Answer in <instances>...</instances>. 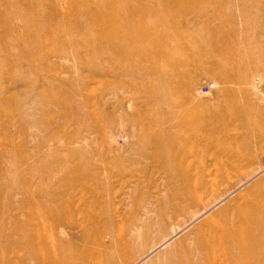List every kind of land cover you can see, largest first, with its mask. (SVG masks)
<instances>
[{
    "label": "rangeland",
    "instance_id": "obj_1",
    "mask_svg": "<svg viewBox=\"0 0 264 264\" xmlns=\"http://www.w3.org/2000/svg\"><path fill=\"white\" fill-rule=\"evenodd\" d=\"M26 1L0 0V264L94 261L112 240L117 264H171L264 207V0H111L142 9L146 57L89 43L91 0ZM227 108L252 116L225 132Z\"/></svg>",
    "mask_w": 264,
    "mask_h": 264
},
{
    "label": "bare ground",
    "instance_id": "obj_2",
    "mask_svg": "<svg viewBox=\"0 0 264 264\" xmlns=\"http://www.w3.org/2000/svg\"><path fill=\"white\" fill-rule=\"evenodd\" d=\"M22 1H24L27 4L26 0H22ZM178 1H182V0H178ZM90 3L91 4H83L79 7L80 12H82L84 15L92 16L91 19H88V21L86 22L87 23L86 26L84 25L85 27L83 28L85 29L96 28V29H99L101 33L100 35H97V37L92 38L91 41H89V43H92L93 45H99V46H101V44L104 43V45L107 46V50H108L109 46L111 47L112 44H114L115 40L120 39V40H124L126 44L125 46L121 47L122 51L127 53L129 50L136 48L138 56L146 57V53H144L142 48L140 47L142 42L143 41H150L153 43L158 42L156 37H153L152 39L151 35H148L145 32V30H143L145 27V23H143L140 19H138L137 21L135 20L136 19L135 12L137 11L139 13V11H142L140 7L138 9L137 7L134 8L133 6L126 5V8L123 14H121L119 17H114L113 12H112V9L114 7L112 6L111 0H91ZM33 4L34 3H31V5ZM150 8L151 7H146L144 12H148V13L154 12V10ZM22 19L24 22L22 26V30H27L28 29L27 27L29 25L28 20L23 17ZM0 24L1 26L4 25L10 28V26L6 23V21L2 19L1 17H0ZM119 24L122 27V32H121V35L117 37V35H119L118 29H117L119 28L118 27ZM41 30L43 32V29ZM40 31H38V34ZM112 32L114 33L113 35L116 37L111 39L110 33ZM259 33H261L262 34L261 36L264 37V28H262L259 31ZM29 34H28V39L36 43L38 39L34 40L33 37ZM38 38H39V35H38ZM127 39H128V42H127ZM259 46L261 48V50L259 51L260 54L256 55V58L254 61L252 60L253 65L261 61L264 55V51H263L264 44L263 43L259 44ZM100 50H102V52L104 51L101 48ZM135 73L138 74V72H135ZM151 73L153 74L155 72H151ZM139 75L143 79V78H146L149 74H138V76ZM244 81H247V80L244 79ZM244 84H246V82H244ZM242 98H245L244 92L242 93ZM227 109H228L226 112L227 115L225 117L227 120H226V124L223 126L225 127L224 128L225 132L226 131L229 132L231 130V126L233 125L235 126L236 124L248 122L250 120V117L252 116V112L251 114L248 115L249 110L245 108L243 109L237 108L235 112L234 110H231L230 108H227ZM215 112H216L215 113L216 119H219V116H220L219 113L217 111ZM180 126L181 125H178L177 128L178 127L180 128ZM214 126L216 125H213L212 127ZM165 135L169 136V138L171 139H173L174 137V133L172 130H168L165 133ZM153 137L155 138V141L157 142L158 136L155 134ZM158 144L160 145L161 143L158 142ZM256 185H259L263 189V194H261V199L264 200V177L261 178L257 182ZM251 191H253V189L247 190V192H251ZM258 202H260V200ZM262 203L263 202H261L260 204ZM235 217L239 219L238 222L236 224L225 223L219 226V228L216 229V234L214 236V239L212 241L207 240V244L206 243L202 244L201 246L202 252L200 254L198 253L199 255L195 253L198 256L196 257L190 256L185 260H183V257L182 258L180 257L177 261L175 260V262L171 264H226L227 261L229 260L232 261L233 258L235 257L238 258L239 256L241 257L242 255L245 256L252 250L255 252V258L257 259V264H264V240L260 238L264 235V227H263L264 225L258 222L259 217L264 219V207L261 206L260 208H256L253 205H247L246 207H244V209H238V212L235 214ZM223 220H225V218ZM168 242L169 240L165 241L164 243H162L161 246L165 244L167 245ZM111 243L113 245L112 249L108 252H103L102 255H95L94 261H89L90 257H89V254L87 253L86 254L87 256H84V257L89 258L88 260L86 258L82 259L83 261L77 259L75 262L74 261L69 262V264H117L118 259L127 258L128 253L130 252V246L128 243H124V244L121 243L119 245L117 242H114V240H112ZM195 252H198V251L196 250ZM168 253L170 252L168 251L167 254ZM233 255H236V256H233ZM57 256H58L57 254L54 255V257L56 258ZM185 256H186V253H185ZM55 261H58V260H55Z\"/></svg>",
    "mask_w": 264,
    "mask_h": 264
}]
</instances>
